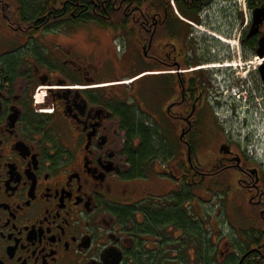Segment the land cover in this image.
I'll list each match as a JSON object with an SVG mask.
<instances>
[{
	"label": "flooded vegetation",
	"instance_id": "1",
	"mask_svg": "<svg viewBox=\"0 0 264 264\" xmlns=\"http://www.w3.org/2000/svg\"><path fill=\"white\" fill-rule=\"evenodd\" d=\"M130 40L163 78L144 117L126 98L137 79L124 82L141 72L120 70ZM254 91L264 0H0V264H264V166L245 149L264 141ZM207 178L223 241L195 206ZM230 195L247 226L228 219Z\"/></svg>",
	"mask_w": 264,
	"mask_h": 264
},
{
	"label": "rangeland",
	"instance_id": "2",
	"mask_svg": "<svg viewBox=\"0 0 264 264\" xmlns=\"http://www.w3.org/2000/svg\"><path fill=\"white\" fill-rule=\"evenodd\" d=\"M87 30L88 29H86V35L89 34ZM124 55L127 57V62H126L125 67L120 68L121 72L128 73V74H135V73L141 72L140 74L132 78V79L136 78L137 80L133 84H131L130 88L128 89V94L126 95V98L131 102V104L136 106L135 108L137 110V115H139V117H144V113L140 112L141 109H144L143 108L144 106L146 108L147 106L148 108H153V107H158L161 105L162 90L159 85L162 83L163 78L160 75L148 74L150 72L148 70L143 71V70H146L147 63H152L153 61L145 58L143 53H141L140 50L138 49V44L136 41L134 40L129 41L127 51L125 52ZM105 66H106V70H105L106 75H109V74L111 75L114 73L115 68L112 66L111 62L106 58V56H105ZM128 86L129 85H127L125 89H127ZM37 99L39 100V97ZM258 117H262V116L259 115ZM160 138L161 137L157 138V141H155V145H164L163 144L165 143L164 140H161ZM172 142L174 143V140H172ZM208 149L210 151V155L204 153L199 158V160L202 163H205V161H208L211 157L213 159V157L216 156L217 151L213 152L212 146L209 147ZM172 150H173V145L168 147V151H172ZM178 155L180 154L178 153ZM159 159H161L160 155H159ZM178 159H179V163H182V154L179 156ZM162 161H166V160L162 158L161 162ZM168 164H169V168L172 169L174 173H178L177 172V165H178L177 161L170 162ZM208 179L209 178L206 179L203 185L193 187L196 191L195 193H197V196L194 198L195 204H196L195 206L196 208L199 209L201 213L205 214L207 219H209L208 226H210V228H212L215 225L216 230H217V236L218 238L219 236L223 237L222 238V241H223V239L226 237V234H227L226 232H228L229 227L225 226L224 224L223 213L218 210L215 211L214 208H216L215 207L216 203L222 204L221 202L223 201L224 196L222 193H219V192L210 193L207 190V188L210 187L211 185V182ZM172 180L173 179H169V178L160 179V182L161 184L164 185V188L166 189V191H169L172 189V187L176 186V183ZM141 181L142 182H137L136 184V190H135L136 192L137 191L142 192L144 188L148 186L146 181H143V180ZM187 187L188 186H185L186 190L188 189ZM149 189L153 190L151 188ZM153 191H156V190L154 189ZM228 201L229 202L226 208V214L228 216V219L235 226L238 224L239 221H241L242 223L241 226H247L249 224L248 221L246 220V219H249V215L247 213L248 211L247 202L240 201L239 198L235 195L234 196L230 195V198L228 199ZM212 202L214 203L210 207L209 203H212ZM223 246H225V244H223ZM223 248L225 249V247Z\"/></svg>",
	"mask_w": 264,
	"mask_h": 264
},
{
	"label": "built area",
	"instance_id": "3",
	"mask_svg": "<svg viewBox=\"0 0 264 264\" xmlns=\"http://www.w3.org/2000/svg\"><path fill=\"white\" fill-rule=\"evenodd\" d=\"M116 48L119 52L122 51L121 44H116ZM255 92V91H254ZM255 97L257 101L264 100V94L262 96L257 95L255 92ZM37 99V98H36ZM242 99H245L243 96ZM38 101V99H37ZM246 152L251 156L257 159V162L264 166V141L261 144L251 143L246 147Z\"/></svg>",
	"mask_w": 264,
	"mask_h": 264
},
{
	"label": "trees",
	"instance_id": "4",
	"mask_svg": "<svg viewBox=\"0 0 264 264\" xmlns=\"http://www.w3.org/2000/svg\"><path fill=\"white\" fill-rule=\"evenodd\" d=\"M149 136H145V143L144 146L142 147V150L146 153L147 149L151 148L150 143H149Z\"/></svg>",
	"mask_w": 264,
	"mask_h": 264
},
{
	"label": "bare ground",
	"instance_id": "5",
	"mask_svg": "<svg viewBox=\"0 0 264 264\" xmlns=\"http://www.w3.org/2000/svg\"><path fill=\"white\" fill-rule=\"evenodd\" d=\"M127 80H128L127 83H129V82H131L132 78H131V79H129V78H128V79H125L124 82H126ZM129 80H130V81H129ZM41 96H42V95H41ZM39 98H40V97H39ZM42 99H43V97H42ZM38 101H40V99H39ZM42 101H43V100H42Z\"/></svg>",
	"mask_w": 264,
	"mask_h": 264
}]
</instances>
